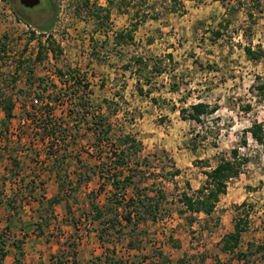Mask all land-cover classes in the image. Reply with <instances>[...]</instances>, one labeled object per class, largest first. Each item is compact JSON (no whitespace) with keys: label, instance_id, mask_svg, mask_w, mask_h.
<instances>
[{"label":"rangeland","instance_id":"1","mask_svg":"<svg viewBox=\"0 0 264 264\" xmlns=\"http://www.w3.org/2000/svg\"><path fill=\"white\" fill-rule=\"evenodd\" d=\"M113 1L116 5L120 4V0ZM129 2L138 10V16L146 14L151 18L157 15L164 30L160 31L156 23L152 27L153 31L166 37L168 47H173L171 52L179 50L182 56L185 55L174 62L168 56L154 61L159 70L164 67V76L178 69L179 81L177 83L176 76L173 75L174 84L172 78L168 77L170 84H173L169 91L158 87L162 89L163 100L159 99L160 106H156L155 111L152 109L154 105L148 100L150 104L138 101L132 105L124 102L120 106L108 101L94 103L92 106L105 109L101 113L111 126L110 138L113 144L118 146L119 137L125 134L132 136L140 144L141 149L135 155L132 154L133 148L130 145L125 146L127 152L132 154L128 158L127 167L133 174L132 182L140 195L151 197L156 196L155 192L163 191L164 198L158 199L155 210L158 219L152 221L146 217L148 220L141 222L135 229L122 225L121 210H115L105 198L111 192L105 175L108 170H115L106 158L116 148L104 143L96 145L95 138L87 129V121H82L76 129L75 121L78 119L67 115L77 99L71 96L70 90H63L62 81L66 78L58 77L56 72L76 70L82 76L84 59H79L75 67H72L74 63L71 49L80 52L81 57L84 53L87 54L88 47L84 42L87 36L95 37L90 36L97 58L98 55L124 58V61L138 58L142 60V65L136 63L138 67L134 66L140 71L144 70L149 60V52L140 42H123L122 44L130 46L129 51L104 46L102 35L112 31V19L115 16L110 20L102 17L103 14L98 15V8H83L84 0H41L33 8L22 7L18 0L11 3L0 0V99L10 98L14 104L13 117L8 122L7 129L0 126V182L9 187L22 183L21 189L24 192L25 186H28L41 200V193L53 196L57 189L56 185H50L45 179L48 176L52 175L58 184H80L76 190L72 187L67 191L66 187L62 201L56 208L57 214L67 210L66 217L61 222L63 226H60L59 220L52 216L51 211L42 210L41 215L36 214L46 216L44 226H51L55 237L65 239L66 235L61 232V227H71V233L66 236L70 238L64 241L62 247L65 249L60 253L62 258H66L61 260L62 264H102L106 256L117 261L116 264H264V238L259 239L257 246L252 245L248 257L240 261L236 255H226L219 250V238L224 233L221 232L223 226L221 227L220 222L223 217L229 228L230 220L232 223L237 214L242 216L247 212L251 216L248 220L250 224L254 223L264 229V153L262 147L246 132L254 121H264V102L252 91L257 84L256 76L264 75V57L250 60L244 52V48L264 52L263 10L254 9L255 23L250 24L245 13L246 7H237V13H232L229 6L213 0H181L182 4H176L174 11L170 0ZM227 4L231 6L233 3ZM116 11V8L112 10L113 14ZM49 24L50 28L41 32V28ZM131 26L132 23L130 28L122 32L130 30ZM142 32L145 31L141 30ZM72 42H75L74 46H71ZM134 45L137 47H133ZM38 48L42 53L41 61H35ZM135 51L138 56L133 54ZM20 63L21 69L15 74L14 69ZM27 65L32 66L31 77L24 72ZM29 78L35 82V89L30 91L26 90ZM36 78L44 82L39 89L43 90L45 87L46 94L52 92L51 99L45 98L44 93L43 99L35 103L37 99L34 93L38 90ZM49 83L57 87H49ZM65 97L68 99H64ZM46 99L53 103L54 116L61 118L62 123L68 126L66 144L74 142L63 152L66 155L65 161L56 169L60 174L59 179L55 170H51L50 164L56 154H62L60 152L63 149L49 148L50 137L47 131L41 129V126L28 125L22 121L26 120V113L33 112V105L36 108L35 115L42 114ZM198 102L216 107L217 111L203 116L202 123L181 119L179 110L183 108L189 113L190 106ZM246 106H251V109H245ZM172 107L176 111H171ZM77 111L81 113L80 108ZM119 111L122 117H115V113ZM142 114L147 115L144 117ZM3 120L4 112L0 108V124ZM53 137L61 139L58 135ZM243 140L246 141L245 145ZM233 149L238 150L236 161L243 158L248 161L240 167L239 175L228 181L226 193L220 196L219 207L214 213L209 217L204 214L194 215L196 220L189 226L186 218L191 214L179 213L182 210V205L178 202L181 192L194 196L205 183L206 172H210L222 159L232 160ZM17 157L23 159L19 161L21 164ZM26 165L29 170L25 169V174L22 170ZM176 170L179 171L178 175L171 178L170 174ZM121 171L128 174L125 167L114 173ZM17 172H20L18 180ZM79 175L83 178L80 182ZM88 176L90 179L86 180ZM127 192V196L132 193L130 188ZM93 201L106 213L100 219L101 222L117 218L121 223L117 224L115 220V226L106 228L100 235V220L94 219V211L90 207ZM242 203L245 205L237 211L236 206ZM225 204H228L226 210L233 211L228 216L223 214L225 209H220ZM24 206V211H19L20 218L30 216L27 201ZM96 231L98 238L102 237L98 240L97 247L93 241ZM129 240L134 243L135 249H126V242ZM242 246L241 244L240 247ZM258 247L262 249L259 251ZM72 248L88 252L90 260H71L69 252H72ZM112 249L115 254L111 253ZM133 256H137V260H129ZM44 262L56 263L54 260ZM25 263L30 264L27 260Z\"/></svg>","mask_w":264,"mask_h":264},{"label":"trees","instance_id":"2","mask_svg":"<svg viewBox=\"0 0 264 264\" xmlns=\"http://www.w3.org/2000/svg\"><path fill=\"white\" fill-rule=\"evenodd\" d=\"M8 2H12L13 0H6ZM44 2H48L49 0H43ZM172 2V10H176L175 5H181L182 2L181 0H170ZM216 2L221 3L223 6L230 7L229 11L232 13H237V7H246V17L248 21L251 23H255V14H254V9H261L264 12V0H213ZM227 2H232L233 4L230 6L227 4ZM109 5L115 6L116 10L119 13L126 12L127 8L131 3L129 0H120V4L116 5L113 0H108ZM86 6L90 7L93 6L95 8H98L100 12H98V15L103 14L102 17L106 19H110V10L107 8H100L98 7L95 2H91L90 0H84V5L83 8H86ZM249 8V9H248ZM138 10L135 11L134 17L135 21L132 23L131 29L128 30L127 32H118L115 35V41L116 43H123V42H132L133 40V31L137 28L138 24L145 21L147 18H150L149 16H138ZM157 15H153L150 19H157ZM102 18H100L101 20ZM50 24L41 28V32H46L44 29L50 28ZM215 35H219L218 32H214ZM244 52L246 56L250 60H259L264 57V52L262 50H257L253 51L251 48H244ZM168 58H171V55H168ZM42 59V53L40 48H38V51L35 56V61H41ZM30 62L29 60H27ZM134 63H139L142 65V60L141 59H136L134 60ZM22 64L17 65L14 69V73H19L20 67ZM27 70H24L26 76L31 77L33 74V69L32 66H26ZM145 67V66H144ZM58 77H63L66 78V80L62 81L63 90L64 91H69L71 96L75 97L77 101L72 104V108L68 110V116H72L78 120L75 121L76 123V129H78V125L86 120L87 121V129L91 133V135L95 138V144L100 146L102 143L110 145L111 147H115L116 149H113L110 155L106 158L110 164H113L114 169L113 171L108 170L106 176V181L109 183L111 187V192L109 193L108 197L106 198V202L110 203V205L113 206L115 210L120 209L121 210V215L120 219L122 221V225L125 227L131 226L132 229H135L138 227V225L143 222L147 221L148 218H151L152 221H156L158 219V215L156 213V207L158 203L159 198H164L163 191H157L155 192L156 196H147V195H140L138 191L136 190L135 183L132 182L133 179V174L131 173V170L127 167L128 163V158L130 159V155H135L137 154L141 146L140 144L130 135H123L120 136L118 139L119 145H115L112 143V138H110V131H111V126L108 123V119L101 113V109L97 106H92L90 100H89V83L84 81V78H82L79 74L78 71L76 70H67L61 71L58 70L57 72ZM256 85L253 87L252 91L259 97V99L264 102V75L263 76H256ZM36 81V86L38 90L34 93L35 99L41 101L43 99V95L46 92V88L42 90L41 84L44 83L43 80L41 79H35ZM71 81V82H70ZM70 82V84H69ZM34 80H29L27 81V87L26 90L30 91L32 88H34ZM45 86L48 85L46 84ZM57 87L53 83H49V87ZM44 91V92H43ZM139 93H141V90H138ZM43 92V93H42ZM50 93V94H49ZM45 93V98H50L52 97V92ZM58 97V96H57ZM56 97V98H57ZM49 99V101H50ZM48 100V99H47ZM56 102V99H55ZM103 103H108L107 100H103ZM0 108L4 112V120L1 122L0 126H4L3 129H7L6 126L8 125V122L11 120L13 117V110H14V104L11 102L10 98H2L0 99ZM77 108L81 109V113L77 111ZM247 110L251 109V106H246ZM32 111L29 113H26V120H22L24 123H27L28 125H36V126H41V129L46 130L47 134L49 135L50 138H48V143H49V148H59L63 149L60 153V155L56 154L55 158L53 159L52 163L50 164L51 170H55V173L58 177L60 178V174L57 168L62 166V164L65 161L66 155L63 153L65 152L68 148V145L74 144L68 143L66 144L65 137L67 136L68 133V126H65L62 123L61 118L55 117L53 114L54 113V108H53V103L52 102H46V106L43 108V112L40 115H35L36 113V108L34 105L32 106ZM181 114V119L187 120L190 119L192 121H195L197 123H202V117L206 115H212L217 111L216 107H211L206 103L203 102H198L196 104H193L189 108V113L188 110H185L181 108L180 110ZM186 113L188 115H186ZM24 119V118H23ZM67 125V124H66ZM75 125V124H74ZM247 133L250 134L251 139L260 147L263 149L264 153V121L262 122H257L254 121L250 128L246 131ZM54 135H58L61 137L60 140L54 139ZM52 139V140H50ZM50 140V141H49ZM65 143V144H63ZM246 144V141L243 140V145ZM130 145L133 148L132 154L127 152L125 146ZM129 150V149H128ZM129 155V156H128ZM238 158V150L233 149L231 151V159L232 160H227V159H222L220 160L217 165L210 171L206 172V181L203 184V186L198 189L195 192V195L187 194L186 192H181L180 197L178 202L182 205V210H180V214H187L190 213L191 216L186 218V221L189 226H191L195 222V216L197 214H204L206 217H209L212 215L214 212V209L216 207L217 202L219 201V198L221 195H224L226 193L227 189V183L229 180H231L234 177H237L239 175V170L240 167L245 164L248 160L247 158L240 159L236 161ZM127 168L128 174H124L122 171L118 173H114L116 170ZM179 171H174L170 174L171 178H174L178 175ZM103 177V176H102ZM83 178L81 175H79L78 181L80 182ZM90 179V177H86V180ZM6 183L0 182V200L2 196V191L5 188ZM19 185V186H18ZM15 186L16 188V193L19 192L22 183L18 184ZM105 186V185H104ZM69 191L68 189H72V187L76 190L80 187V184H73V183H68L65 184L64 182L59 183V194H57L55 197L47 199L43 201L44 194L41 193L40 196L42 200H37L39 203V206L42 210H52V206L55 204H59L62 200L61 197L66 190ZM25 200L29 199V197L33 198L32 195V190L28 191V186H25ZM131 189L132 193L130 196H127V189ZM27 191V192H26ZM74 191V190H73ZM15 193V194H16ZM10 201V200H9ZM12 202V201H11ZM245 204L242 203L239 206H236V210L238 211L241 207H243ZM9 207L16 209L14 206ZM91 211H94V219L95 220H100L103 217L106 216V213L100 209L98 206L95 205V202H91L90 204ZM112 209V208H111ZM115 217V216H114ZM148 217V218H146ZM117 221V218L115 219ZM115 220L110 219L107 220V222H99L100 225V230L99 233L101 235V232L104 231L106 228L114 227V222ZM249 216L247 212H244L242 216H239L238 214L235 216L233 219V231L231 233H228L225 235L221 241H220V251L223 253H228V254H233L236 255L237 259L240 261L243 258H247L249 255V249L247 250L246 253H242L237 251L235 254V249L238 247V244L240 242V235L241 233L245 232L248 223H249ZM117 224L121 222H116ZM112 225V226H111ZM5 233L0 232V264H4L3 260L4 257L6 256L5 252ZM100 240L102 237H99ZM17 252L19 253V259H16L12 264H21V256H22V251H21V246H17ZM251 246H249L250 248ZM126 249L127 250H133L135 249L134 243L129 240L126 242ZM262 248L258 247V250L260 251ZM111 253L115 254L114 249L111 250ZM137 256L131 257L129 260H137ZM105 261L102 264H116L118 263L117 261H114L113 258H110L109 256H106ZM51 260H54L56 262L55 264H62L61 260H64V257L62 258L61 255H58L57 257H52ZM101 264V262H100ZM130 264H135V262H130Z\"/></svg>","mask_w":264,"mask_h":264},{"label":"crops","instance_id":"3","mask_svg":"<svg viewBox=\"0 0 264 264\" xmlns=\"http://www.w3.org/2000/svg\"><path fill=\"white\" fill-rule=\"evenodd\" d=\"M95 4L100 8H107L110 10V20L113 16H115L114 19H112V31L108 32L105 36L102 35V39H104L103 45L107 47H112L115 50L129 51L130 46L122 43H116L115 35L117 34V32H121L126 28H130L131 23L135 21L134 13L137 9L133 8L131 4L127 8L126 12L119 13L118 11H116L114 15L112 10H114L116 7L109 5L108 0H96ZM159 21V17L158 19L147 18L145 21L139 23L137 28L132 33V43L138 44L140 42V45L143 44L145 46V49L149 52V60L147 61L144 70L142 71H140L139 68H136L138 66L135 65L134 60L132 59L124 61V58L119 59L115 56L102 57L99 55L98 59L96 55H94V42L91 40L90 37L92 35L87 36L84 41L85 43H87L88 47L86 50L87 54L84 53L81 57L79 56L80 52H78L74 48L71 49L73 52L72 63H74L71 65L72 67H75V64L77 63V61H79V59H84L83 61L85 65L82 69V76L85 78V81L89 83V100L91 104H98L100 102H103V100H107L112 101L113 103L116 102L120 106H122L124 102L128 105H132L133 103H137L138 101H141V103L143 104H150L149 102L151 101V104L154 105L152 107L153 111L156 110V106H160L158 102L159 99L163 100V97L161 95L162 89H159L158 87L163 88L165 91H169L175 83V79L172 78L173 75L176 76L177 83L179 81V70L176 69L173 72L169 73V75L167 74L166 76H164V64H162L163 70H159L158 66L155 65L154 61H156L157 59H163L165 56L171 55V60L174 62L179 61L180 58H184L185 55L182 56V54L179 53V50H174V52H171L173 47H168V41L166 40V37H164L163 34H156V32L153 31L152 27L156 23H158L157 26L159 27V29H161L160 31L164 30V27L161 28L162 25ZM141 30H144L145 32L141 33ZM92 37L95 39L94 36ZM74 43L75 42H72L71 46H74ZM100 44H102V42H100ZM61 45H63V43H61ZM133 47L137 46L134 45ZM133 54L137 55V51H135ZM168 77L172 78L173 84H170V78ZM139 89L141 90V93H139ZM153 89L154 91H152ZM157 91L160 92L156 94L155 92ZM116 93H118V95H116ZM142 100H144V102H142ZM147 100L149 102H147ZM159 110V112H161L160 114L163 115L162 110ZM101 111H105V109H102ZM171 111H176V108L172 107ZM160 114H157V117L161 118ZM142 115H144L145 117V115L147 114ZM116 116L122 117L121 112L119 111L117 112V114L115 113V117ZM20 160L23 159L17 157V161L19 162ZM19 163L21 164V162ZM25 169L29 170L27 165L22 170V172L25 171L23 173L26 174L27 170ZM14 173H16V171L13 172V174ZM19 174L20 172H17L16 180H18V178L20 177ZM45 179H47L50 185L52 183L56 185L58 190L56 188H53V190L56 189L55 194L53 196H46L45 194L43 201L53 198L57 194H59V184L56 183L57 180L52 175L46 177ZM28 191H30V188L28 189ZM2 193L3 194L0 200V232L5 233L4 236L6 239V256L4 257L3 263L12 264L16 259H19V253L17 252L18 250L16 245L21 246V264H26L25 260H27L28 263H30V260H32L30 264H46L44 262L45 260H48L49 263L52 257H57V255H60V253L63 252V249H65L64 247H62L64 241L70 238L66 236L71 233L69 230L71 229V227H61V232L66 235L65 239L55 237L51 232V226H44L45 222H47L46 216H39L41 215V208L37 200L41 199H39V197H37L33 192L31 195L33 198L29 197V199L25 200V195L27 193H25L23 189L20 188L19 192L16 193V188L14 187V185L13 187H9L6 184ZM128 193L129 192H127V194ZM108 195L105 198H107ZM26 201L30 216H28L27 218L26 216L24 218H20L19 211H21V209L24 211V203H26ZM219 203L220 198L216 204L214 211L217 209V207H219ZM233 203L236 202L233 201ZM9 204L10 206L12 205L16 208L19 206V208L13 209L9 207ZM59 204H55L54 206H52L51 212L52 216H55V218L59 220L60 226H63L61 222L62 219L66 217L65 214L67 213V210H64V214L62 212H60V214H57L55 211L57 210L56 208ZM227 206L228 204L222 205L220 209H225L223 214L228 216V214H231L233 211L231 209L226 210ZM37 213L39 215H36ZM220 217L222 218V216ZM249 218H251V216H249ZM222 219H220L221 227L223 226L221 232L224 231V233L219 238V241H221V239L225 235L233 231V219L232 223L231 220L229 222V228L228 224L224 220L225 218L223 217ZM96 235L97 231L96 234H93L95 240L92 236L90 237L93 239L95 247L99 245L98 240L100 241L98 235L97 237ZM263 238L264 229L257 227L254 223H252L251 225L249 222L246 231L241 233L240 235V242L238 244V247L235 249V253L238 250L242 253H246V251L249 249V246H257L259 239ZM241 244L243 245L242 247H240ZM77 249L78 248H72V252H69V255H71V260H90L89 258H91V256H88V252H79ZM224 254L228 255V253ZM63 257L64 260H66L65 256Z\"/></svg>","mask_w":264,"mask_h":264},{"label":"water","instance_id":"4","mask_svg":"<svg viewBox=\"0 0 264 264\" xmlns=\"http://www.w3.org/2000/svg\"><path fill=\"white\" fill-rule=\"evenodd\" d=\"M18 2L25 8H33L40 4V0H18Z\"/></svg>","mask_w":264,"mask_h":264},{"label":"built area","instance_id":"5","mask_svg":"<svg viewBox=\"0 0 264 264\" xmlns=\"http://www.w3.org/2000/svg\"><path fill=\"white\" fill-rule=\"evenodd\" d=\"M82 78H84L83 76H81ZM64 87V86H63ZM68 99V97H65L64 99ZM47 100V99H46ZM48 102H51V100L49 101V100H47ZM70 101H72V99H70ZM37 101H35V103H36Z\"/></svg>","mask_w":264,"mask_h":264},{"label":"flooded vegetation","instance_id":"6","mask_svg":"<svg viewBox=\"0 0 264 264\" xmlns=\"http://www.w3.org/2000/svg\"><path fill=\"white\" fill-rule=\"evenodd\" d=\"M41 1V0H40ZM19 3V2H18ZM22 6V5H21ZM38 6V5H37ZM23 7V6H22ZM36 7V6H35Z\"/></svg>","mask_w":264,"mask_h":264}]
</instances>
